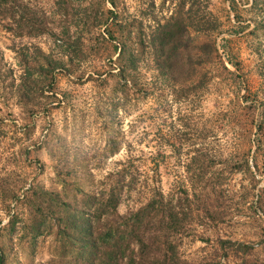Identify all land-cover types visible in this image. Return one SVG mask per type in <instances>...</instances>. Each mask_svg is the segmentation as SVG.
I'll return each instance as SVG.
<instances>
[{"label": "rangeland", "instance_id": "rangeland-1", "mask_svg": "<svg viewBox=\"0 0 264 264\" xmlns=\"http://www.w3.org/2000/svg\"><path fill=\"white\" fill-rule=\"evenodd\" d=\"M180 1L31 0L49 26L0 16L3 264L79 263L63 232L69 205L123 168L137 184L122 189L121 213L155 174L178 212L171 264H264V0H205L218 53L200 61L184 40L187 71L162 73L144 47ZM123 45L139 50L136 66Z\"/></svg>", "mask_w": 264, "mask_h": 264}, {"label": "trees", "instance_id": "trees-1", "mask_svg": "<svg viewBox=\"0 0 264 264\" xmlns=\"http://www.w3.org/2000/svg\"><path fill=\"white\" fill-rule=\"evenodd\" d=\"M31 0H0V16L6 21L5 26H49L48 14L42 8L40 15L34 14ZM187 0L180 1L175 13L164 23H159L154 30V37L145 50L153 56L157 70L174 74L187 71L186 55L188 43L194 41V56L200 61L205 56L218 53V36L221 33L217 23L214 26L205 19L204 11H208L205 0H194L197 5V24L190 28L189 17H185ZM205 9V10H204ZM199 12V14H198ZM189 13V12H188ZM211 13V12H210ZM194 31V35H192ZM45 29L30 30L29 34L38 35ZM120 55L126 56L133 66L140 59L139 50L123 45ZM125 83L129 78L123 73ZM118 179L113 186L105 182L95 194L85 193L82 208H71L64 221V234L68 242L80 249L82 260L77 264H171L180 257L179 237L183 233L175 207L167 206L165 194L156 174L151 183L145 184L146 198L137 208L125 213L119 211L122 200V189L125 185L137 184L133 174L128 176L125 168L117 171ZM110 181V176H107ZM127 181L128 184H125ZM147 185V186H146ZM170 209L169 225L166 210ZM151 223L158 224L150 228ZM68 229H71L68 231ZM0 254V264H3Z\"/></svg>", "mask_w": 264, "mask_h": 264}]
</instances>
